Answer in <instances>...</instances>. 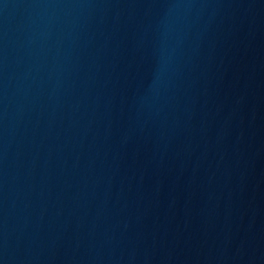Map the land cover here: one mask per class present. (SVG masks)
Returning <instances> with one entry per match:
<instances>
[{"label":"water","instance_id":"1","mask_svg":"<svg viewBox=\"0 0 264 264\" xmlns=\"http://www.w3.org/2000/svg\"><path fill=\"white\" fill-rule=\"evenodd\" d=\"M0 264H264V0H0Z\"/></svg>","mask_w":264,"mask_h":264}]
</instances>
